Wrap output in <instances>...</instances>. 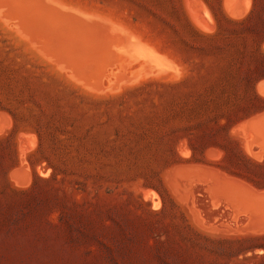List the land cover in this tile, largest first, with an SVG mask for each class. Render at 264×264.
<instances>
[{"label": "rangeland", "instance_id": "obj_1", "mask_svg": "<svg viewBox=\"0 0 264 264\" xmlns=\"http://www.w3.org/2000/svg\"><path fill=\"white\" fill-rule=\"evenodd\" d=\"M225 2L0 0V264H264L218 186L264 192V0Z\"/></svg>", "mask_w": 264, "mask_h": 264}, {"label": "crops", "instance_id": "obj_2", "mask_svg": "<svg viewBox=\"0 0 264 264\" xmlns=\"http://www.w3.org/2000/svg\"><path fill=\"white\" fill-rule=\"evenodd\" d=\"M222 1V5L224 4L225 0H221ZM226 0L225 3L228 4L229 7L230 4L232 2H235L236 4V7H232V9H230V13L228 12H225L224 14L226 15V17L228 18H231V17H241V16H244L246 15L249 11H250V8H251V1L252 0ZM235 9V10H233ZM207 12L209 13L208 9H207ZM234 14V15H233ZM238 16H237V15ZM210 15V13H209ZM204 20H207V19H204ZM207 25L209 23H205L204 22V25ZM209 28V27H207ZM259 86L262 90H264V81L260 82L259 83ZM264 112L262 113H258L257 115L253 116V117H250L244 121H242L240 123V125L238 126V128H240V126L244 125L243 128L247 131L244 130V132L246 134H248V136H250L251 138L253 137L254 141L257 142L258 144H262L264 145V137L262 138V136L264 135V132H259V133H256V132H251V129H249L248 127H251V123H253L254 119L256 117H264ZM255 117V118H254ZM253 119V120H252ZM259 119V118H258ZM250 125V126H249ZM253 125V124H252ZM241 129V128H240ZM243 130V129H241ZM264 130V129H263ZM250 131V132H248ZM258 132V131H257ZM253 133V134H252ZM256 133V134H255ZM261 133V134H260ZM255 134V135H254ZM259 134V135H258ZM260 136V137H259ZM259 137V139H258ZM257 138V139H256ZM262 139V141H261ZM260 141V142H259ZM258 154L260 155L261 153L258 152ZM220 185V186H219ZM219 191H222L224 192L226 195L230 196V197H233L235 198V201H236V204L238 205L237 207L239 208L242 207L243 209L245 210H249L251 213H253L255 215V218H262L264 215V192H259L257 191L256 193L252 191H250L249 189H245V187L241 186V185H236V184H232L230 182H227L226 184L222 185V184H219ZM243 190V191H242ZM249 190V192H248ZM247 193L248 196H244V193L245 192ZM249 196L251 197L249 199ZM253 197V199H252ZM247 201H246V200ZM241 203V204H240ZM254 203H256L254 205ZM240 204V205H239ZM258 204V205H257ZM261 204V205H259ZM245 205V206H244ZM248 205V206H247ZM262 207V208H261ZM260 209V210H259ZM257 213V214H256ZM258 215V216H257ZM262 215V216H261ZM263 225V224H262ZM258 235H264V225L262 226V229L260 231H258V233H256Z\"/></svg>", "mask_w": 264, "mask_h": 264}, {"label": "bare ground", "instance_id": "obj_3", "mask_svg": "<svg viewBox=\"0 0 264 264\" xmlns=\"http://www.w3.org/2000/svg\"><path fill=\"white\" fill-rule=\"evenodd\" d=\"M233 10H235V9H233ZM234 15V14H233ZM237 15V14H236ZM238 16V15H237ZM242 17V16H241ZM264 115V114H263ZM255 118V117H254ZM259 118V119H258ZM253 120V119H252ZM253 124V125H252ZM244 126V125H243ZM250 126V125H249ZM249 129H251V132H256V133H259V132H264V117H262V116H260V117H256L255 119H254V121H253V123H251V127H248ZM258 131V132H257ZM247 132V131H246ZM248 132H250V131H248ZM255 133V134H256ZM253 134V133H252ZM254 134V135H255ZM261 134V133H260ZM259 135V134H258ZM260 137V136H259ZM259 137H258V139H259ZM262 138H263V136H262ZM251 139H253V137L251 138ZM257 139V138H256ZM254 140V139H253ZM264 140V139H263ZM261 141H262V139H261ZM258 142V141H257ZM260 142V141H259ZM263 142V141H262ZM258 145V144H257ZM262 145V144H261ZM250 151V150H249ZM262 151H263V149H262ZM261 152V151H260ZM259 152V153H260ZM255 155V154H254ZM256 156V155H255ZM253 157V156H252ZM259 157L261 158V156L259 155ZM196 173V172H195ZM210 177V176H209ZM219 177V176H218ZM208 178V177H207ZM216 178V177H215ZM221 178V177H220ZM18 183H19V181H18ZM17 183V184H18ZM221 184V183H220ZM212 185V184H211ZM220 186V185H219ZM217 187V186H216ZM215 187V188H216ZM212 188V187H211ZM210 189V188H209ZM249 189V188H248ZM243 191V190H242ZM248 192H249V190H248ZM244 193V196H248L247 195V193H246V191L245 192H243ZM256 193V192H255ZM146 198V197H145ZM251 197L249 196V199H250ZM252 199H253V197H252ZM246 200V199H245ZM247 201V200H246ZM241 204V203H240ZM239 204V205H240ZM256 203H254V205H255ZM258 205V204H257ZM259 205H261V204H259ZM236 206V205H235ZM238 206V205H237ZM236 206V207H237ZM245 206V205H244ZM248 206V205H247ZM240 207V206H239ZM262 208V207H261ZM264 208V207H263ZM235 210H237V209H235ZM250 210V209H249ZM260 210V209H259ZM257 214V213H256ZM264 215V214H263ZM258 216V215H257ZM262 216V215H261ZM264 217V216H263ZM255 218V217H254ZM264 220V219H263Z\"/></svg>", "mask_w": 264, "mask_h": 264}]
</instances>
